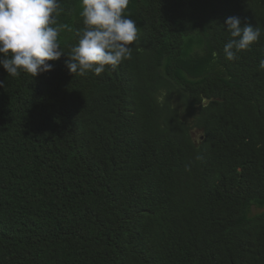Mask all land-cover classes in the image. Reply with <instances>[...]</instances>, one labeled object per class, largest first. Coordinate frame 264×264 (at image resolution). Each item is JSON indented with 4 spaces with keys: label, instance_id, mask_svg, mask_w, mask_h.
<instances>
[{
    "label": "trees",
    "instance_id": "16d2710c",
    "mask_svg": "<svg viewBox=\"0 0 264 264\" xmlns=\"http://www.w3.org/2000/svg\"><path fill=\"white\" fill-rule=\"evenodd\" d=\"M81 11L51 72L0 67V264H264V0H130L131 57L83 76ZM229 16L262 31L234 61Z\"/></svg>",
    "mask_w": 264,
    "mask_h": 264
},
{
    "label": "clouds",
    "instance_id": "9594fccd",
    "mask_svg": "<svg viewBox=\"0 0 264 264\" xmlns=\"http://www.w3.org/2000/svg\"><path fill=\"white\" fill-rule=\"evenodd\" d=\"M129 2L80 0L85 27L67 55L70 74L83 76L91 71L100 75L106 66L114 70L131 57L140 29L124 14ZM59 11L60 0H0V67L8 76L24 72L35 78L49 73L53 65L48 62L65 55L58 42L60 29L52 26ZM225 26L231 37L223 47L227 61L237 60L262 35L259 27L244 24L236 16L227 17ZM259 67L264 69V60ZM4 86L0 81V87Z\"/></svg>",
    "mask_w": 264,
    "mask_h": 264
},
{
    "label": "rangeland",
    "instance_id": "374dc122",
    "mask_svg": "<svg viewBox=\"0 0 264 264\" xmlns=\"http://www.w3.org/2000/svg\"><path fill=\"white\" fill-rule=\"evenodd\" d=\"M195 136H198V134H196ZM260 211L258 209L254 210V213H259Z\"/></svg>",
    "mask_w": 264,
    "mask_h": 264
},
{
    "label": "water",
    "instance_id": "95a60500",
    "mask_svg": "<svg viewBox=\"0 0 264 264\" xmlns=\"http://www.w3.org/2000/svg\"><path fill=\"white\" fill-rule=\"evenodd\" d=\"M200 132H203V131H200ZM201 139H204V137H202Z\"/></svg>",
    "mask_w": 264,
    "mask_h": 264
}]
</instances>
